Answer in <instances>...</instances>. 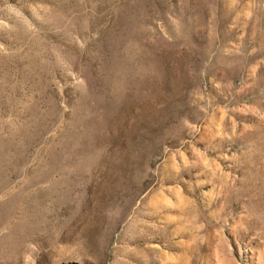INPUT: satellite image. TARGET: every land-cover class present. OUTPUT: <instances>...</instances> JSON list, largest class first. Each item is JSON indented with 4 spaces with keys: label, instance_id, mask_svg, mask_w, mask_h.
Segmentation results:
<instances>
[{
    "label": "rangeland",
    "instance_id": "374dc122",
    "mask_svg": "<svg viewBox=\"0 0 264 264\" xmlns=\"http://www.w3.org/2000/svg\"><path fill=\"white\" fill-rule=\"evenodd\" d=\"M0 264H264V0H0Z\"/></svg>",
    "mask_w": 264,
    "mask_h": 264
}]
</instances>
